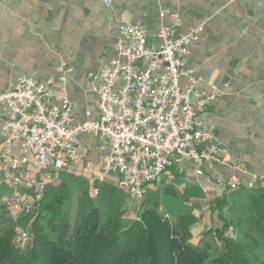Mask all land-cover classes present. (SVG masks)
I'll use <instances>...</instances> for the list:
<instances>
[{
  "label": "crops",
  "instance_id": "1",
  "mask_svg": "<svg viewBox=\"0 0 264 264\" xmlns=\"http://www.w3.org/2000/svg\"><path fill=\"white\" fill-rule=\"evenodd\" d=\"M161 12H166L163 18ZM173 16L181 19L180 34L201 28L185 67L194 71L197 91L210 94L214 87L217 98L196 119L214 129L237 168L217 166L196 176L189 162L173 165L138 200L119 190L114 176L99 179L98 165L108 149L91 136H79L77 147L83 160L66 164L63 170L48 167L39 172L36 178L44 190L34 205L42 209L52 204L53 191L67 189L61 178L69 175L87 183L71 187L79 188L80 195L87 187L96 197L91 207L97 209L100 220L99 205H106L113 217L130 212L128 222L136 220L141 210H154L188 244L220 253L221 237L243 244L255 236L252 222L264 211V188L246 187L252 176L264 177V0H0V92L11 88L21 75L37 82L55 78L63 65L71 69L65 74V87L73 123L95 119L100 81L88 74H97L114 58L120 25L138 24L146 32L148 47L154 48L155 33L162 25H173ZM180 83L184 85L185 80ZM2 126L0 120V145L5 146ZM14 150L19 152L17 147ZM21 170L32 172L33 168L29 164ZM14 174L2 156L3 207L13 194L34 201L33 188L13 187ZM232 175L241 179L237 190L217 183L218 178ZM163 201L166 209L161 206ZM229 228L233 229L231 236L227 235Z\"/></svg>",
  "mask_w": 264,
  "mask_h": 264
},
{
  "label": "built area",
  "instance_id": "2",
  "mask_svg": "<svg viewBox=\"0 0 264 264\" xmlns=\"http://www.w3.org/2000/svg\"><path fill=\"white\" fill-rule=\"evenodd\" d=\"M165 14L161 12L160 17ZM180 24L181 19L173 16V25H162L155 33L154 48L148 47L146 32L138 24L120 25L114 58L97 74H88L100 81L95 119L73 123L65 87V74L71 69L63 65L55 78L37 82L21 75L11 88L0 92V120L6 136L0 158L3 156L15 173V189H34V203L26 202L20 194L5 201L13 221L30 215L40 200L44 184L36 178L39 172L48 167L63 170L66 164L83 160L77 147L79 136H91L108 149L98 165L99 179L114 176L116 187L138 200L145 198L149 187L173 165L189 162L196 176L217 166L237 168L214 129L203 127L196 119L216 100L217 90L212 87L207 94L195 89L197 78L185 62L201 28L180 34ZM29 164L33 173L21 170ZM217 183L237 190L241 179L232 175L218 178ZM246 187L264 188V177L252 176ZM232 232L229 228L227 235ZM29 237L27 231L20 230L13 242L24 247Z\"/></svg>",
  "mask_w": 264,
  "mask_h": 264
},
{
  "label": "trees",
  "instance_id": "3",
  "mask_svg": "<svg viewBox=\"0 0 264 264\" xmlns=\"http://www.w3.org/2000/svg\"><path fill=\"white\" fill-rule=\"evenodd\" d=\"M252 222L264 240V211ZM29 242L14 244V231H0V264H250L248 243L221 237L222 251L211 254L188 244L177 228L154 210H141L127 224L101 225L96 208L83 216L71 242L52 241L42 233L39 218L30 225ZM255 236H249L252 241Z\"/></svg>",
  "mask_w": 264,
  "mask_h": 264
},
{
  "label": "rangeland",
  "instance_id": "4",
  "mask_svg": "<svg viewBox=\"0 0 264 264\" xmlns=\"http://www.w3.org/2000/svg\"><path fill=\"white\" fill-rule=\"evenodd\" d=\"M61 180L63 184H67V189L55 188L53 198L50 199L53 202L52 204L44 205L42 209L34 207L30 215H22L16 221H13L9 217L5 207L0 205V231L12 230L15 235L20 230L30 233V225L36 218H39V226L42 229L43 235L48 239L52 241L62 239L63 241L71 242L78 226L81 224L83 216L93 206V201L96 200V197L92 196L87 187H85V191L81 195L79 188L74 189L71 187L72 184H87L84 180L81 181L82 179L78 181L68 175V177L65 176ZM161 204L166 209V203L163 201ZM99 210L101 211V225H105L111 220L112 222L117 221L124 225L128 223V216L131 215L130 212L123 211L113 217L112 213H107L106 205H99ZM173 215V213L169 215L170 221H173ZM252 240L249 238L246 240L250 248V264H264V240L256 236L255 240Z\"/></svg>",
  "mask_w": 264,
  "mask_h": 264
}]
</instances>
